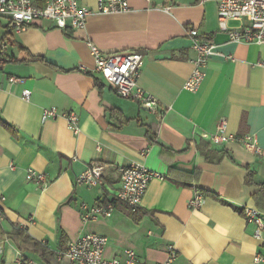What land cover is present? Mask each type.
<instances>
[{
  "label": "crops",
  "instance_id": "crops-1",
  "mask_svg": "<svg viewBox=\"0 0 264 264\" xmlns=\"http://www.w3.org/2000/svg\"><path fill=\"white\" fill-rule=\"evenodd\" d=\"M78 1L92 11L83 30L40 21L15 33L0 17V48L8 45L0 66V264H69L57 253L92 234L107 238V260L123 262L133 250L138 264H162L173 249V264H264V239L244 216L253 209L264 219V46L232 42L213 0H127L131 12L108 15L98 0ZM191 29L225 56L208 61L195 92L185 89L198 56ZM89 43L105 54L143 55L139 86L158 100V114L105 83ZM51 108L59 117L44 120ZM68 112L79 115V135L61 117ZM222 121L227 135L255 137L262 156L205 140ZM93 163L107 166L102 184L79 185ZM131 165L164 177L137 213L117 199L120 170ZM29 169L46 182L28 181ZM196 193L205 201L193 211ZM83 206L111 207L112 215L83 221Z\"/></svg>",
  "mask_w": 264,
  "mask_h": 264
},
{
  "label": "built area",
  "instance_id": "built-area-1",
  "mask_svg": "<svg viewBox=\"0 0 264 264\" xmlns=\"http://www.w3.org/2000/svg\"><path fill=\"white\" fill-rule=\"evenodd\" d=\"M152 1V0H147ZM207 1V0H201ZM218 5L219 26L222 32H226L229 39L235 43H247L264 46V0H213ZM98 11L101 14H125L131 12V6L127 0H98ZM92 11L80 5L78 0H42L38 3L34 0H0V17L8 18L15 33H21L30 26L40 22L49 21L54 23L57 29L83 30L86 28ZM246 22L247 25L230 30L228 22ZM188 36L193 41V47L198 56L193 62L194 71L185 84V89L195 92L205 78V69L208 61L213 56L225 58L217 51V45L208 39H203L197 30L191 29ZM91 54L95 59L96 72L105 83L114 90L119 97L126 100H136L146 110L158 114V100L146 93L139 86V79L144 66V57L138 53H115L105 54L96 45L88 44ZM7 44L0 48V66L5 63V52ZM10 83L20 82V79L10 78ZM32 92L24 91L23 98L29 100ZM59 114L55 108L44 110L43 118L56 119ZM65 119L68 129L75 135L80 134V119L75 112L61 115ZM227 123L222 121L218 124L216 131L204 134L203 138L211 145L221 146L229 142H236L245 149L256 155L262 156V149L253 136L236 137L227 135ZM107 166L101 163H93L82 173L77 180L79 185L95 187L103 182ZM121 188L117 194L118 201L125 204L132 213H136L142 206L144 196L149 185L155 180H164V177L155 171H151L140 165H131L120 170ZM27 180L44 184L45 176L29 169ZM205 201L202 193H196L189 202V208L193 211L200 210ZM83 221H94L100 217H110L111 207L95 206L88 208L83 206ZM245 219L248 223L257 226L255 237L264 239V219L259 212L253 209H245ZM108 244L105 237L99 235H87L70 245L66 250L59 251V259H67L69 264H138L137 254L133 250H125V260H107L104 251ZM176 252L172 249L168 259L162 264H173ZM261 256L256 262L261 261ZM21 264V263H20Z\"/></svg>",
  "mask_w": 264,
  "mask_h": 264
},
{
  "label": "trees",
  "instance_id": "trees-1",
  "mask_svg": "<svg viewBox=\"0 0 264 264\" xmlns=\"http://www.w3.org/2000/svg\"><path fill=\"white\" fill-rule=\"evenodd\" d=\"M138 211H139V210H138ZM138 211H137V212H138ZM137 212H136V213H137ZM3 235H4V233L2 232V229H1V227H0V236L3 237ZM17 236L21 237L22 234H21V233H15V234H13V237H14V238L17 237ZM27 242H28L27 240H24L23 244H26ZM16 244H17V248H18V250H19V252H20L21 258L23 259L22 243H20V241H19V242H16ZM32 245H33L35 248H37V247L39 246V244H37V243H33ZM21 264H25V260H24V259L21 261Z\"/></svg>",
  "mask_w": 264,
  "mask_h": 264
}]
</instances>
